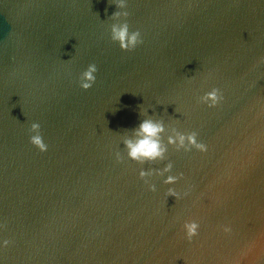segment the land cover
<instances>
[{
  "label": "water",
  "instance_id": "1",
  "mask_svg": "<svg viewBox=\"0 0 264 264\" xmlns=\"http://www.w3.org/2000/svg\"><path fill=\"white\" fill-rule=\"evenodd\" d=\"M115 3L0 0V264H264V0ZM125 20L131 51L111 40ZM143 119L164 125L162 161L127 156Z\"/></svg>",
  "mask_w": 264,
  "mask_h": 264
},
{
  "label": "clouds",
  "instance_id": "2",
  "mask_svg": "<svg viewBox=\"0 0 264 264\" xmlns=\"http://www.w3.org/2000/svg\"><path fill=\"white\" fill-rule=\"evenodd\" d=\"M116 7L119 9H125L127 7L126 0H116ZM129 13L127 11H117L111 15L112 20H117L119 17H127ZM111 40L117 42L121 50L131 51L134 50L137 45L142 43L141 35L139 31L130 32L129 25L126 22H115L110 26ZM97 66L89 64L87 69L83 71L79 77V86L83 90L90 89L96 82ZM223 99L220 94V90L213 88L211 91L205 93L200 97V102L208 104L209 107H215ZM30 131L35 133L31 135L30 142L36 146L41 152L47 150V145L43 142L42 136L40 135V125L38 123H32ZM135 138H129L124 140L125 148L127 149V156L136 162L141 164L145 162H156L165 159L167 152V146L163 143L161 134L164 132V125L161 122L153 119H143L139 123L138 127L134 130ZM168 145H174L177 150L184 149L190 151L192 148L199 150L200 152L207 151V145L197 141V133L191 132L184 134L176 132L175 135L169 136L167 140ZM123 158L117 153V160L120 161ZM172 163H168L162 170H156V174L163 176L165 173H169L172 170ZM141 179L149 177L152 172L140 171ZM182 175V174H181ZM178 177L168 175L164 180L165 184L176 183ZM145 183H148L145 180ZM149 188L155 191V185L149 184ZM168 195L179 199V194L172 188L168 189ZM199 225L196 222H187L184 225L186 231V237L189 241L198 234ZM226 232L230 229L225 228ZM8 241H4L7 245Z\"/></svg>",
  "mask_w": 264,
  "mask_h": 264
}]
</instances>
